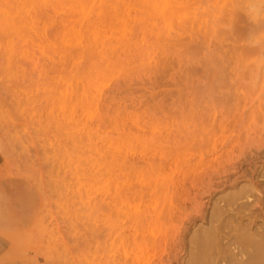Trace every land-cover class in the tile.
I'll return each mask as SVG.
<instances>
[{
	"label": "rangeland",
	"instance_id": "374dc122",
	"mask_svg": "<svg viewBox=\"0 0 264 264\" xmlns=\"http://www.w3.org/2000/svg\"><path fill=\"white\" fill-rule=\"evenodd\" d=\"M246 1L0 0L6 264H158L126 238L130 193L152 175L181 183L165 263L210 197L260 199L229 214L264 226L250 210L264 207V120L248 119L264 7L254 17Z\"/></svg>",
	"mask_w": 264,
	"mask_h": 264
},
{
	"label": "bare ground",
	"instance_id": "6f19581e",
	"mask_svg": "<svg viewBox=\"0 0 264 264\" xmlns=\"http://www.w3.org/2000/svg\"><path fill=\"white\" fill-rule=\"evenodd\" d=\"M245 4L253 9V16L256 17L264 7V0H247ZM225 5L233 7L236 0H224ZM252 43L261 44V51L264 53V36L253 39ZM249 76L248 89H257L261 93L259 96L255 95L254 108L248 118L253 125L259 119L264 120V55L249 64ZM122 165L125 169L129 168L126 160H123ZM146 167L160 171V168L150 161L144 162L142 168ZM263 170L264 167L258 172L257 178L264 177ZM123 175L126 177L128 173ZM151 177L138 184L135 191L130 193L129 198L139 201L135 213L127 222L129 234L126 238L131 245L147 248L148 254L152 251L159 259L158 264H264V226L255 229L252 222L235 223L233 216L229 214L243 206L252 207L255 203L262 206L260 199L251 201L245 192L230 196L222 200L221 204L214 202V197H210L209 209L198 211L201 215L195 217L204 220L205 224L193 232L190 227L195 220L189 219L187 223L181 220V246L185 255L165 263L163 255L171 245L170 229L176 228L175 223L179 222L177 213L181 209V199L177 193L181 183L163 175L155 179ZM161 196L163 200L159 202ZM243 198L248 201L243 205L239 204ZM250 210L264 215V207ZM156 230L161 231L159 236L156 235Z\"/></svg>",
	"mask_w": 264,
	"mask_h": 264
},
{
	"label": "crops",
	"instance_id": "0c3cea01",
	"mask_svg": "<svg viewBox=\"0 0 264 264\" xmlns=\"http://www.w3.org/2000/svg\"><path fill=\"white\" fill-rule=\"evenodd\" d=\"M0 264H6V262H4V261L2 260V256H1V248H0Z\"/></svg>",
	"mask_w": 264,
	"mask_h": 264
}]
</instances>
